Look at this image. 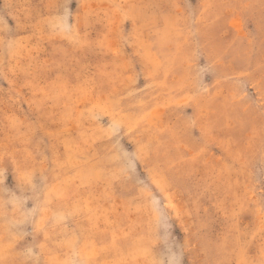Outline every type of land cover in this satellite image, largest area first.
Returning <instances> with one entry per match:
<instances>
[{"label": "rangeland", "instance_id": "rangeland-1", "mask_svg": "<svg viewBox=\"0 0 264 264\" xmlns=\"http://www.w3.org/2000/svg\"><path fill=\"white\" fill-rule=\"evenodd\" d=\"M0 264H264V0H0Z\"/></svg>", "mask_w": 264, "mask_h": 264}]
</instances>
